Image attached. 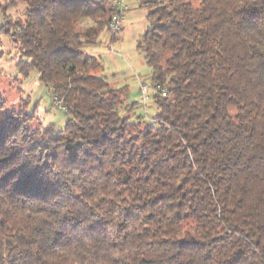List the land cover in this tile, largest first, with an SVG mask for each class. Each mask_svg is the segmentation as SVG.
<instances>
[{
  "label": "trees",
  "instance_id": "1",
  "mask_svg": "<svg viewBox=\"0 0 264 264\" xmlns=\"http://www.w3.org/2000/svg\"><path fill=\"white\" fill-rule=\"evenodd\" d=\"M23 2L0 42L67 117L32 128L0 95V264H264V0H138L165 89L143 127L86 53L111 0Z\"/></svg>",
  "mask_w": 264,
  "mask_h": 264
},
{
  "label": "rangeland",
  "instance_id": "2",
  "mask_svg": "<svg viewBox=\"0 0 264 264\" xmlns=\"http://www.w3.org/2000/svg\"><path fill=\"white\" fill-rule=\"evenodd\" d=\"M124 1L127 5V18L122 28L123 31L121 30L112 38L104 29L99 36L101 38L99 41L102 40V43L92 48L91 46L86 47V53H91L89 50L92 49V53L100 58L104 66L103 74L113 87L126 85V102H133L136 106L128 109L129 106L125 105L121 108V112L128 113L132 123L143 127L148 123H155L154 115L157 111L155 102L151 98L146 103V113H144L138 81L134 76L136 73L151 83V68L145 62L143 53L136 46L137 39L148 25V20L146 9L138 5V0ZM20 2L21 0H0V23L9 17L8 9ZM25 11L26 6L22 16ZM91 22L87 19L83 21V24L88 25ZM0 48L2 49L0 95L5 101V106L18 108L22 105L27 108L28 112H33L36 118L31 122L32 128L45 127L49 124L62 127L67 117L66 110L60 101L51 97L47 87L40 83L37 71H31L28 77L17 73L15 64L20 59V53L18 46L11 41L10 36H2ZM150 93L153 96L155 91L151 89Z\"/></svg>",
  "mask_w": 264,
  "mask_h": 264
},
{
  "label": "built area",
  "instance_id": "3",
  "mask_svg": "<svg viewBox=\"0 0 264 264\" xmlns=\"http://www.w3.org/2000/svg\"><path fill=\"white\" fill-rule=\"evenodd\" d=\"M111 4L113 6V12L105 29L110 34V36L114 38L116 35L119 34V32H121L123 25L126 21L127 5L124 0H111ZM134 76L138 81L141 103L143 105V111L144 113H146V103L152 98V94L150 93L151 89L155 92L160 91L162 95H165V89L162 88L160 84L148 83L136 73L134 74Z\"/></svg>",
  "mask_w": 264,
  "mask_h": 264
},
{
  "label": "clouds",
  "instance_id": "4",
  "mask_svg": "<svg viewBox=\"0 0 264 264\" xmlns=\"http://www.w3.org/2000/svg\"><path fill=\"white\" fill-rule=\"evenodd\" d=\"M25 8V4L23 3V0L19 4H17L14 7H11L7 11V15L12 19H23L22 12Z\"/></svg>",
  "mask_w": 264,
  "mask_h": 264
},
{
  "label": "crops",
  "instance_id": "5",
  "mask_svg": "<svg viewBox=\"0 0 264 264\" xmlns=\"http://www.w3.org/2000/svg\"><path fill=\"white\" fill-rule=\"evenodd\" d=\"M124 28V27H123ZM122 31H123V29H122ZM101 38H98V40H97V43L95 44V45H98V44H101L102 43V40L101 41H99ZM106 39V38H105ZM100 42V43H99ZM103 42H104V40H103ZM95 45H92L91 46V48L93 47V46H95ZM91 48H89V49H91ZM91 53H88V54H92V55H95V54H93L92 53V49L91 50H89Z\"/></svg>",
  "mask_w": 264,
  "mask_h": 264
}]
</instances>
